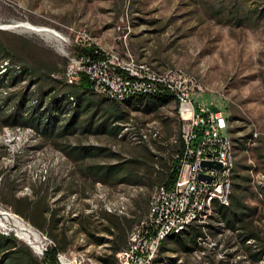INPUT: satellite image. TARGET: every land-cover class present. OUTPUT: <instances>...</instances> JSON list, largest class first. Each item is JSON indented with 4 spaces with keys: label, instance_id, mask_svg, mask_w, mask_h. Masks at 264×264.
Listing matches in <instances>:
<instances>
[{
    "label": "rangeland",
    "instance_id": "374dc122",
    "mask_svg": "<svg viewBox=\"0 0 264 264\" xmlns=\"http://www.w3.org/2000/svg\"><path fill=\"white\" fill-rule=\"evenodd\" d=\"M21 23L55 31L61 40L18 28L0 30V74L8 73L0 75V234L28 247L38 262L52 241L47 232L61 234L66 259L77 255L82 264H102L99 258L109 254L107 247L92 243L83 229L106 237L101 231L109 221L123 217L135 221L134 227L164 183L185 129L175 100L163 106L109 100L96 106L104 98L93 95L77 112L75 124L59 134L75 112L63 102L53 111L52 97L69 92L63 81L68 57L79 45L90 44L148 62L160 76L168 77L166 68L173 67L175 75L194 79V88L203 92L191 97L194 104L222 110L228 117L232 174L235 169L251 178L245 202L257 208L252 225L264 235V198L259 192L264 188V0H0V25ZM24 68L32 73L22 76ZM23 93L24 117L36 109L54 114L49 131L3 126ZM110 108L124 115V123L115 121ZM105 121L108 129L119 124L121 135L99 130ZM80 147L90 154L78 161L74 154ZM91 165H115L118 172L106 182H93L84 176ZM25 198L33 208L22 205ZM47 208L60 220L58 230L33 224L42 225ZM211 208L195 224L202 235L194 250L185 252L179 243L166 242L156 264H264V257L259 262L251 257L260 245L243 243ZM12 214L36 231L40 242L22 240ZM36 245L42 253H36Z\"/></svg>",
    "mask_w": 264,
    "mask_h": 264
},
{
    "label": "built area",
    "instance_id": "2783aa9c",
    "mask_svg": "<svg viewBox=\"0 0 264 264\" xmlns=\"http://www.w3.org/2000/svg\"><path fill=\"white\" fill-rule=\"evenodd\" d=\"M166 69L168 77H160L158 68L148 62L94 47L92 54H71L63 74L66 86L67 79H74L76 86L85 78L91 91L100 90L112 96L115 103L119 97L140 91H171L181 96L185 129L181 134L182 148L173 157L177 161L176 179L168 187L162 185L159 207L149 204L148 214L131 229L127 246L120 250L122 264H151V253L159 251L157 242L163 231L186 223L199 224L204 216L200 215V202L219 196L224 203V184L230 181L229 162H233L229 154L230 124L222 123L224 112L210 110L203 103L194 104L191 97L203 93L194 88V79L175 75L173 67ZM202 189H210V196L202 197ZM56 257L60 264L83 263L77 255L72 261L63 253Z\"/></svg>",
    "mask_w": 264,
    "mask_h": 264
},
{
    "label": "trees",
    "instance_id": "16d2710c",
    "mask_svg": "<svg viewBox=\"0 0 264 264\" xmlns=\"http://www.w3.org/2000/svg\"><path fill=\"white\" fill-rule=\"evenodd\" d=\"M96 50H99L95 47ZM94 51V47H81L78 52L79 53H87L92 54ZM23 75L31 74V70L29 68H24ZM21 71V72H22ZM6 70L1 73L2 77H7L8 73H5ZM19 74V76H21ZM11 78L10 81H14L17 77ZM69 92L55 95L52 97L51 102V109L54 111L56 110V105L58 103H62L66 105L67 109L73 110L75 113L73 114L69 124L64 126V130L61 131L59 134H63L67 132V130L72 127L76 120L77 112L81 107L84 105H89L91 101V96L94 94L90 91L89 86L85 78H82L79 85L73 84L68 85ZM50 92V90L48 91ZM46 92H43V96H45ZM95 97V95L93 96ZM97 97V96H96ZM43 98V97H42ZM70 98H73V102H70ZM174 100L173 95L169 91H157L155 94L152 95H143V94H137L134 95L129 100H126L122 103L117 104H123L126 103L127 105L132 106H140L144 103H155L159 106H163L165 104H168ZM26 101V94L23 93L20 97V100L18 102L17 108L14 109V111L9 114L5 119L3 120V126H10L15 128H31L36 131L43 129V130H50L49 125L52 123L54 124V119L50 121L54 114L47 115L43 111V113H38L39 109H36V111H33V113L30 114L29 117H24V115L21 112V109L24 106V102ZM108 101L104 99L101 102H94L96 106H99L100 103ZM42 104V99L40 103L35 106V108L39 107ZM114 107V105H112ZM110 114L115 118V121L119 123H124L126 120L124 115L118 113V111H114L113 108H110ZM46 114V116H45ZM45 116V117H44ZM51 116V117H50ZM109 120V119H108ZM44 121V124H43ZM110 126V123L108 124ZM106 124V121L101 124L100 129L102 131H107L110 134H114L115 136H118L119 133L123 131L121 129V126L113 125L110 129ZM125 127H128V124H125ZM53 126V125H52ZM111 130V131H110ZM74 131V129H73ZM120 133V135H121ZM182 148V140H181V134L179 133V139L178 144L175 149L174 155L180 151ZM89 149L80 147L77 149V152L74 154V158L79 160H84L90 153L88 152ZM117 166H107L102 167L98 165H91L87 166L84 170V176L89 177L93 180V182H106L110 179L114 178V175L118 172ZM250 170V168L248 169ZM235 169H233L232 174V190L230 192L229 197V205L223 206L218 203H214L213 209L214 212L218 215V217L223 222L224 228L226 230L237 232L238 235H240L242 238V242H257L260 245V251L259 253H253L251 257L254 259L255 262H259L264 257V235H262L261 231L258 230L256 227L252 225V217L257 213V208H251L249 207L245 202V191L249 190L247 189L249 184L251 183V178L248 176L239 175L238 173H235ZM177 175V161L172 160V163L170 165V169L168 173L166 174V178L164 180L163 185L164 186H170L172 182L176 179ZM123 182V180H121ZM160 189H163V187H160ZM260 194L264 198V188H259ZM22 205L26 206L27 209L33 208L32 202H29L28 199H22ZM18 214L27 217L24 212L17 211ZM48 214L45 216V214ZM42 225L39 223H33L37 229L41 228L42 230L46 231V229L54 228L55 230H58V227L60 225V220L56 218L55 213L53 210L46 209L42 213ZM110 224L103 229L102 232L106 234V237H97L95 233H91L87 228H84L83 232L87 234L90 238H92L91 242L96 245H105L109 251V254H105L99 258L100 262L102 264H117L116 260V254L120 252L123 248L127 246L128 242V235L133 228L135 221H130L128 219L120 218L118 222L109 221ZM46 227V228H45ZM50 235H48V234ZM46 234L50 237V239L53 242V245L48 246L45 253L43 260L41 262L36 261L30 252V249L28 247H25L23 245H20L18 241L14 237H8L3 234H0V264H57V254L58 253H64L67 251V243H64V239L61 238V234L55 235L52 234V232H47ZM97 233H100L99 231ZM202 235L201 229L196 228L194 225L190 231L184 232L182 234L178 235H171L169 236L161 245L160 250L165 249L163 246L166 242L175 241L179 243L185 252H191L194 250V247L197 244V239L200 238ZM189 243V245L187 244ZM160 252V251H159ZM161 260V259H160ZM158 258L155 260V264L158 262Z\"/></svg>",
    "mask_w": 264,
    "mask_h": 264
},
{
    "label": "bare ground",
    "instance_id": "6f19581e",
    "mask_svg": "<svg viewBox=\"0 0 264 264\" xmlns=\"http://www.w3.org/2000/svg\"><path fill=\"white\" fill-rule=\"evenodd\" d=\"M0 28L3 29L4 31L5 30H7V31L8 30H14V29L18 28L21 30L31 31L34 33H45V34L53 36L55 39L61 40V38L59 37V35L55 31H52L50 29L36 28V27L31 26L28 23H21L17 26H13V27L6 26V25H0ZM160 77H167V76H160ZM67 83L75 84V80L74 79H67ZM90 91H91V89H90ZM91 92L97 97H101V98L107 99L109 101L115 102V100L112 96H107V94L101 93L100 90H93ZM156 92L157 91H140V92H137L134 94H126L123 97H119V99L117 100V103H122L126 100H129L130 98H132L134 95H137V94L152 95V94H155ZM169 92L173 95L174 100L176 101V103L178 105L180 119L184 123V127H185V120L181 118V115L183 113V106L181 104V96L178 93L171 92V91H169ZM70 102H73V98H70ZM222 123L223 124H229L228 117L225 114L222 115ZM150 134H152L155 137V136H157V131L155 132V130L150 129ZM229 154H230V158H231V160H233V162H229L230 181L225 182V184H224V192H225L224 203H223V197H219V196L210 197V201H201L200 202V215L205 216L207 211L211 207H213L214 203H218V204L223 205V206H227L229 204V197H230V192L232 189V168H233V164H234L233 144H232L231 135H230V141H229ZM209 196H210V189H202V197H209ZM162 197H163V189L156 191L151 197L150 207H159L160 200L162 199ZM204 216H203V218H204ZM10 219L13 220L14 224L18 227V235L21 237L22 240H25L26 242H35V243L37 242V240H39V242H40L41 237H39V235L36 231L32 232L31 230L26 229L25 225L20 221V219H18L16 216H13V214L10 216ZM203 222H204V220H203ZM195 224H198V223H186L185 225L177 226L175 228L166 229L165 231H163L162 236L160 237L159 241L157 242V249L158 250L160 249L161 244L169 236L178 235V234H182L184 232L190 231L191 228ZM33 249L36 250V253H40V249L37 245L35 247H33ZM158 253H159V251H152V253H151V264H155V260L157 258ZM116 260H117V264H122V257H121L120 252H118L116 254Z\"/></svg>",
    "mask_w": 264,
    "mask_h": 264
},
{
    "label": "water",
    "instance_id": "95a60500",
    "mask_svg": "<svg viewBox=\"0 0 264 264\" xmlns=\"http://www.w3.org/2000/svg\"><path fill=\"white\" fill-rule=\"evenodd\" d=\"M0 30H3V29L0 28ZM204 165H209V164L204 163ZM209 166H210V165H209ZM215 167H216V168H220V165H216Z\"/></svg>",
    "mask_w": 264,
    "mask_h": 264
}]
</instances>
